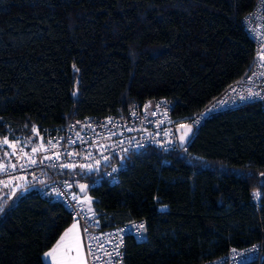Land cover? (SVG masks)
Listing matches in <instances>:
<instances>
[{
  "label": "trees",
  "instance_id": "16d2710c",
  "mask_svg": "<svg viewBox=\"0 0 264 264\" xmlns=\"http://www.w3.org/2000/svg\"><path fill=\"white\" fill-rule=\"evenodd\" d=\"M256 1L0 0V138L30 145L43 128L148 99L170 100L175 118L197 113L253 65L241 21ZM262 173L264 107L253 101L209 115L180 149L131 153L119 181L89 195L103 224L144 219L124 264H194L255 243L260 256L241 264H264ZM7 197L0 264H48L68 212L35 190Z\"/></svg>",
  "mask_w": 264,
  "mask_h": 264
},
{
  "label": "built area",
  "instance_id": "2783aa9c",
  "mask_svg": "<svg viewBox=\"0 0 264 264\" xmlns=\"http://www.w3.org/2000/svg\"><path fill=\"white\" fill-rule=\"evenodd\" d=\"M241 23L256 50L254 63L243 77L231 82L222 94L212 99L200 111L175 118L171 114L170 100L148 99L101 117L81 116L65 124L43 128L40 140L30 145H23L18 137L6 133L0 141L7 138L16 146L13 149L9 144L0 143V147L8 154L4 160H0L4 166V170L0 171V181H11L8 187L0 184V190L10 194L11 189L19 183L22 188L17 192L35 190L42 196L60 202L71 220L79 227L85 264H124L123 249L126 236H131L137 241L145 239V221L131 219L121 223L103 224L95 214L89 190L101 182H118L127 168V157L131 153L148 147L162 151L182 148L177 132L180 125H193L194 121L199 119V123L193 126L191 136L186 142L188 143L195 128L213 113L253 101L264 107V62L259 58L264 52V0H257L254 8L242 17ZM241 97L245 99L241 100ZM222 100L227 103L208 112V109ZM202 113L205 115L201 118ZM41 144L45 150L33 153L32 149ZM21 150L27 155L21 156ZM13 151L16 155L12 154ZM89 152L91 157L88 156ZM104 157L108 159L105 160ZM29 158L34 159L36 163H30ZM96 161H99V164ZM10 165H15V168ZM80 165H92L93 169H82ZM21 177L23 179H19ZM79 183L87 185L83 195L78 191ZM73 194L77 199H73ZM86 195L92 202L85 201L82 206L79 205L77 200H84ZM255 195L256 193L251 203L258 208ZM89 208L91 212L88 211ZM89 246L92 255L88 254ZM260 250L261 245L258 243L242 248H230L223 256L194 264H241L260 256Z\"/></svg>",
  "mask_w": 264,
  "mask_h": 264
},
{
  "label": "snow or ice",
  "instance_id": "6c2138e0",
  "mask_svg": "<svg viewBox=\"0 0 264 264\" xmlns=\"http://www.w3.org/2000/svg\"><path fill=\"white\" fill-rule=\"evenodd\" d=\"M260 60L262 62H264V52H262L259 56ZM74 69H75V66H73ZM76 71H78V69H75ZM76 93L74 92L73 95H75ZM251 95V93H250ZM241 100L245 99L244 97H241L240 98ZM227 103V101H219L217 103V105H214L213 108H210L208 109V112H211L215 109V107H217L218 105H222V104H225ZM205 115V113H202L201 114V118ZM79 123V122H77ZM199 123V119L195 120L194 121V124L193 125H180V128L182 130H184L183 132V135L180 136V141L181 143L185 142L186 139L190 138V133L192 132V129H193V126L195 124H198ZM33 132H35L36 134H38L37 130L35 129V127H33ZM0 143H3V144H9V147H12L13 149H15V144H11L7 138H4L3 141H0ZM17 143H19V141L17 140ZM49 143H51V141H49ZM53 147H55V145H53ZM44 147H43V144H41L39 147H36V148H33L32 149V152L33 153H36L37 151H44ZM13 155H16V152L13 151L12 153ZM5 155H8L7 153H5ZM27 154L23 153L22 150H21V156H26ZM69 155H73V154H69ZM88 156L91 157V152L88 153ZM56 158L58 159L59 158V154L57 153L56 154ZM47 159H51V157H47ZM103 159L107 160L108 158L107 157H104ZM29 162L32 163V164H35L36 161L34 159H31L29 158ZM97 164H99V161H96ZM11 167L15 168V165H10ZM63 167H75V165H63ZM80 167L82 169H88V170H92L93 169V166L92 165H80ZM4 170V166L2 163H0V171ZM115 171V170H114ZM19 179H23L22 177L19 178ZM11 181H8V182H5V181H0V184H4L5 187H8L10 185ZM69 187H71V185H69ZM80 189H81V192H83L85 190V185L81 184L80 186ZM22 188V185H20L19 183L16 184L15 187H13L11 189L13 195L17 194V190L18 189H21ZM73 199H77L76 195L73 194ZM85 201H87L88 203H91V198L90 197H85L84 200H77V203L79 205H83L85 203ZM4 209L2 206H0V212H2ZM89 212H91V209L89 208L88 210ZM141 228H143V225L140 226ZM78 228V225L77 223H73L71 225V228L66 230L65 234L62 235L60 237V239L57 241V244L53 247V249H51L49 252L45 253V257H50V256H55L56 253L60 252L61 248H63V252L61 253V258L58 259V260H55L54 264H83V261L81 259H79V253L81 251V246L79 244V242L77 241L76 245H75V250L77 251L78 255L76 257L72 256L71 253L72 251L74 250L73 247L69 246V245H66L64 243L67 235L69 232H72L73 230H76ZM86 231V230H85ZM101 247H103L101 245ZM117 247H119V245H117ZM89 255H92V250H91V246H89V252H88Z\"/></svg>",
  "mask_w": 264,
  "mask_h": 264
},
{
  "label": "crops",
  "instance_id": "0c3cea01",
  "mask_svg": "<svg viewBox=\"0 0 264 264\" xmlns=\"http://www.w3.org/2000/svg\"><path fill=\"white\" fill-rule=\"evenodd\" d=\"M3 195H4V192L0 190V198ZM10 196H8L7 199L5 200L6 203H9V201L11 200ZM73 223H75V222H72V224ZM71 225L68 226L66 229H64V231L62 232L60 237L65 234L66 230L71 228ZM60 237L57 239V241L60 239ZM57 241L53 244V246L51 248H49L47 251H45L44 254L49 252L51 249H53V247L57 244ZM77 241L79 242V244L81 246V251L79 253V256L81 257V260L83 261V264H85V257H84L83 245H82V240H81L79 227L76 230H73L72 232H69L67 237H66V239H65V241H64V243L66 245H69V246L73 247L74 250L72 251L71 255L74 256V257H76L78 255L77 251L75 250V245H76ZM62 252H63V248H61L60 252L56 253L55 256L45 257V255L43 254V260L46 263H48V264H54L55 260H58V259L61 258V253Z\"/></svg>",
  "mask_w": 264,
  "mask_h": 264
},
{
  "label": "rangeland",
  "instance_id": "374dc122",
  "mask_svg": "<svg viewBox=\"0 0 264 264\" xmlns=\"http://www.w3.org/2000/svg\"><path fill=\"white\" fill-rule=\"evenodd\" d=\"M261 181H264V173L261 174ZM4 193L7 194L6 192H4ZM21 193H22V192L19 191V192H17V194H15V195H13V193L7 194L8 196L11 195V196H10V197H11V200L9 201V203H7V206H11V205H13V204L16 202L18 196H19ZM255 196H257V194H256ZM85 197H88V196L86 195ZM79 259H81L80 256H79Z\"/></svg>",
  "mask_w": 264,
  "mask_h": 264
},
{
  "label": "water",
  "instance_id": "95a60500",
  "mask_svg": "<svg viewBox=\"0 0 264 264\" xmlns=\"http://www.w3.org/2000/svg\"><path fill=\"white\" fill-rule=\"evenodd\" d=\"M177 132H178L179 144H180V146H183V145L189 140V138L186 139L185 142L181 143V141H180V136L183 135L184 130H182L181 128H178ZM189 135L191 136V133H190ZM81 184H83V183H79V184L77 185V188H78V191L80 192V194L83 195V194L86 192L87 185H86V184H83V185H85L86 187H85V190H84L83 192H81V189H80V187H79Z\"/></svg>",
  "mask_w": 264,
  "mask_h": 264
}]
</instances>
